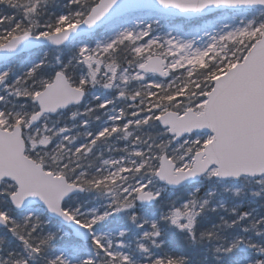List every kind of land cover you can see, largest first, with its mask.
Instances as JSON below:
<instances>
[{
    "label": "snow or ice",
    "instance_id": "snow-or-ice-1",
    "mask_svg": "<svg viewBox=\"0 0 264 264\" xmlns=\"http://www.w3.org/2000/svg\"><path fill=\"white\" fill-rule=\"evenodd\" d=\"M0 264H264V0H0Z\"/></svg>",
    "mask_w": 264,
    "mask_h": 264
}]
</instances>
